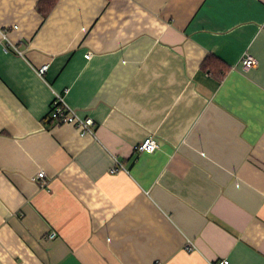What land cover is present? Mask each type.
<instances>
[{
    "label": "crops",
    "instance_id": "crops-1",
    "mask_svg": "<svg viewBox=\"0 0 264 264\" xmlns=\"http://www.w3.org/2000/svg\"><path fill=\"white\" fill-rule=\"evenodd\" d=\"M37 2L0 0V264H264V0Z\"/></svg>",
    "mask_w": 264,
    "mask_h": 264
},
{
    "label": "built area",
    "instance_id": "built-area-1",
    "mask_svg": "<svg viewBox=\"0 0 264 264\" xmlns=\"http://www.w3.org/2000/svg\"><path fill=\"white\" fill-rule=\"evenodd\" d=\"M15 28H17V25H14ZM1 36L4 40L9 41L8 33L6 31H1ZM9 44H11L9 42ZM13 47L16 53H22L21 50H19L16 46L10 45ZM9 49V45H7ZM91 53L88 52L85 54L86 58H90ZM256 64L255 58L247 54L242 59V68L244 71H249L252 69V67ZM49 69V64L45 63L37 67V73L42 76V78L46 79V73ZM48 119H52L53 123L55 124H65V123H71L76 126L78 131L82 135H95V120L90 116H81L77 113L76 109L71 107L65 102V98L62 93L55 92V95L53 97L52 103L50 105V110L48 114ZM158 148V142L153 136L146 137L142 142L139 143L137 146L138 151H147V152H153ZM114 166L111 168V172L115 173L119 170L124 169V165L116 158L114 157ZM36 181H41L43 185H47L46 180V173L44 170H40L36 177L34 178ZM56 236V232L53 231L50 233L49 237L53 238ZM186 250L191 251L193 249L192 242L188 241L185 246ZM211 264H231L230 260L228 258H222L220 260H217Z\"/></svg>",
    "mask_w": 264,
    "mask_h": 264
},
{
    "label": "trees",
    "instance_id": "trees-1",
    "mask_svg": "<svg viewBox=\"0 0 264 264\" xmlns=\"http://www.w3.org/2000/svg\"><path fill=\"white\" fill-rule=\"evenodd\" d=\"M59 0H38L36 8L40 14L47 16L50 11L56 6ZM202 70L217 75L218 78H222L223 74L229 69L222 61L217 57L209 55L202 63ZM53 123L52 119L46 120L47 126Z\"/></svg>",
    "mask_w": 264,
    "mask_h": 264
}]
</instances>
